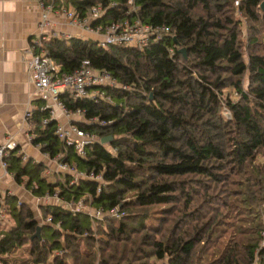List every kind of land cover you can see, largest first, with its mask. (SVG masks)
Segmentation results:
<instances>
[{
  "label": "trees",
  "instance_id": "trees-1",
  "mask_svg": "<svg viewBox=\"0 0 264 264\" xmlns=\"http://www.w3.org/2000/svg\"><path fill=\"white\" fill-rule=\"evenodd\" d=\"M40 1L79 19L101 7L91 27L139 18L157 30L142 49L78 36L41 41L60 73L87 61L121 84L105 88L110 103L60 95L69 110L105 122L76 121L98 136L85 157L59 140L42 100L27 118L40 152L102 181L49 177L17 148L3 156L7 171L34 198L82 200L121 216L99 221L49 203L41 222L6 193L11 225L0 227V264H264V164L256 161L264 154V0ZM237 12L248 23L244 41ZM80 239L92 252H80Z\"/></svg>",
  "mask_w": 264,
  "mask_h": 264
},
{
  "label": "built area",
  "instance_id": "built-area-1",
  "mask_svg": "<svg viewBox=\"0 0 264 264\" xmlns=\"http://www.w3.org/2000/svg\"><path fill=\"white\" fill-rule=\"evenodd\" d=\"M42 10L39 28L40 34L33 39L26 50L28 69L31 73V79L34 85L33 95L43 101L44 107L48 110L50 118L57 120L55 134L59 140L65 145L73 148V151L80 157L86 156V147L94 141H98V136L80 128L76 121L83 122H99L96 117L85 119L82 111L69 110L60 95L69 91L73 98H87L95 102L104 101L112 102L111 97L106 94L105 88L121 86L108 72L94 70L87 66V61L74 70L72 73H60L59 65L45 54V50L41 48V41L48 37H70L71 35H60L52 33L46 36L43 30L49 24L51 15L54 13L51 6H45L39 0ZM135 10V7L132 6ZM101 7H93L90 15L86 19H79L74 10L62 9L61 14L69 20V22L82 30L89 31L96 36L99 46L104 47L109 44L123 45L142 49L147 44L151 34H155L156 30L148 24H143L139 18L133 21L124 20L122 22H113L104 27H91V21L102 14ZM90 17V20L88 18ZM169 51H172L170 49ZM32 108L28 107L26 111V120L31 113ZM62 116L65 121H59L58 116ZM28 123V121H27ZM28 123V128H29ZM26 140L30 143L31 135L27 132ZM37 147V146H36ZM17 148V153H23L21 145L12 137H8L4 144L0 145V164L5 172H7V164L3 160L6 152ZM38 148V147H37ZM49 159H53L56 163V173H69L74 178H86L97 182L102 181L100 173H85L78 171L74 165L60 161V155L50 158L47 154H43ZM27 156L23 153L22 160H27ZM53 201L54 204H60L68 208L70 211H83L92 218L100 219L107 215L119 218L121 214L118 209L105 211L102 208H93L88 204L79 200L77 202H60L56 196L39 198L41 202ZM41 222H48L49 219L40 218ZM9 224L6 208L0 197V225Z\"/></svg>",
  "mask_w": 264,
  "mask_h": 264
},
{
  "label": "crops",
  "instance_id": "crops-1",
  "mask_svg": "<svg viewBox=\"0 0 264 264\" xmlns=\"http://www.w3.org/2000/svg\"><path fill=\"white\" fill-rule=\"evenodd\" d=\"M53 11L48 26L42 31L46 36L52 33L82 36L86 33L71 24L61 13ZM41 12L39 0H0V145L12 137L21 145L23 153L35 162H39L42 157L39 149L26 140V111L28 107L33 108L32 102L37 99L33 95L35 89L28 69L26 50L41 32ZM57 119L65 121L61 115ZM45 160L49 167L55 165L44 156ZM6 193L17 198H26V193L32 197L0 164L2 200Z\"/></svg>",
  "mask_w": 264,
  "mask_h": 264
},
{
  "label": "rangeland",
  "instance_id": "rangeland-1",
  "mask_svg": "<svg viewBox=\"0 0 264 264\" xmlns=\"http://www.w3.org/2000/svg\"><path fill=\"white\" fill-rule=\"evenodd\" d=\"M58 13H60L61 11L60 10H56ZM236 15L238 16V18L241 20V36H242V39L243 41L246 40L247 36H248V23L247 21L243 18V16L241 15V13L237 12ZM88 20H90V17L88 18ZM82 30V29H81ZM83 32H86L84 35H80L78 37H81V38H90V39H93V40H96V36L93 35V33L89 32V31H85V30H82ZM231 96L232 97H235L236 96V93L234 91H231ZM222 114L224 115L225 118H230V112L228 110L225 109V107L222 109ZM105 145L107 146V143H105ZM39 155L42 157L40 161L43 162L44 164V171H43V174L44 175H47L49 177H52L53 172H55V169H56V163L53 159H49L50 162H54L55 165H50L51 167H49V165H47V160L43 161L44 160V156H43V153L39 151ZM256 161L261 163V164H264V154L263 153H259L256 157ZM27 197H23L24 199L26 200H22L23 198L21 197H18L17 199L20 200L19 201H22V202H26L30 205V207L32 208V210L34 211V214H35V217H37L38 219L41 218L42 214H41V211H40V205H43V204H54L53 201H48V202H41L39 201V199L37 198H34V197H30L27 193H26ZM103 218H100L99 221H102ZM9 221V224H6V225H0V227L2 228H8L9 225H10V219H8ZM95 248V246H93ZM79 249H80V252H83V253H90L92 252V249L86 247L85 245V242H83L82 239H80V242H79ZM157 264H161V263H157Z\"/></svg>",
  "mask_w": 264,
  "mask_h": 264
},
{
  "label": "water",
  "instance_id": "water-1",
  "mask_svg": "<svg viewBox=\"0 0 264 264\" xmlns=\"http://www.w3.org/2000/svg\"><path fill=\"white\" fill-rule=\"evenodd\" d=\"M262 9H264V1L261 3ZM179 52L182 53L184 56H186V50L184 48L179 49ZM111 136L103 137L101 139V143H107L111 139Z\"/></svg>",
  "mask_w": 264,
  "mask_h": 264
}]
</instances>
